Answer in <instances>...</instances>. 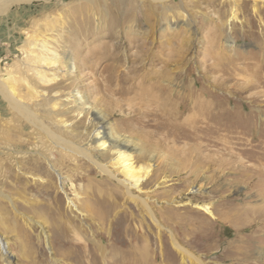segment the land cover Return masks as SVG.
<instances>
[{"label": "rangeland", "instance_id": "1", "mask_svg": "<svg viewBox=\"0 0 264 264\" xmlns=\"http://www.w3.org/2000/svg\"><path fill=\"white\" fill-rule=\"evenodd\" d=\"M243 1L247 11L231 26L216 27L233 21L229 4L226 17L200 16L196 34L182 21L171 26L181 0H167L170 11L137 0H32L0 12L1 73L23 72L35 60L31 46L48 37L55 46L58 38L63 56L73 51V84L88 110L72 102L75 87L60 88L55 105L50 84H37L46 95L33 94L31 107L50 131L110 161L115 155L95 148L90 135V119L107 114L116 134L136 146L135 164L149 166L142 194L162 224L141 203L129 211L134 218L118 221L130 201L123 193L104 222L97 198L106 183L123 188L85 156L53 143L42 124L13 112L0 95V264H194L172 233L204 264H264V0ZM58 74L64 80L62 69ZM168 77L172 85L158 88ZM20 93L28 95L27 87ZM203 95L209 108L190 118ZM162 97L174 108L185 97L186 105L179 112ZM168 118L172 126H161ZM199 203L223 218L204 220L210 215ZM247 208L255 213L241 223L231 216ZM93 242L105 257L94 248L96 258H87L85 245Z\"/></svg>", "mask_w": 264, "mask_h": 264}, {"label": "bare ground", "instance_id": "2", "mask_svg": "<svg viewBox=\"0 0 264 264\" xmlns=\"http://www.w3.org/2000/svg\"><path fill=\"white\" fill-rule=\"evenodd\" d=\"M23 1H32V0H0V12L5 11L9 6H11L15 3H20ZM87 1L90 2L92 0H87ZM93 1H95V0H93ZM137 1L141 2V3L147 1L149 4L160 3L164 7H166V8H164V10L165 9L168 10V7L166 6L167 0H137ZM182 3H185V4L182 5ZM203 3H206L207 5L214 6V7L219 6L220 8L217 10L214 9L213 11H211V10L207 9V7H205L206 10L203 11L201 9ZM229 4L232 5V10H231L232 17H231V19H233V21L227 22V23L217 24V26H216L217 29L222 30L223 25L228 26L230 24V26H231V23L232 22L235 23V20L238 19L240 14L245 13L247 11L246 10V7H247L246 2H244L243 0H187L186 2H184V0H181V5L179 4V8L177 10L173 11V16L177 17V18L174 19L173 22L171 21L172 23L170 22L171 26L174 24L178 25L179 22L182 21L183 24L188 26L189 29L193 30L194 33L196 34L199 30V26L197 24V19H199L200 16H208V14L210 15V14H214V13H219L220 18L226 17L228 11L224 10V7L229 5ZM169 8H170V5H169ZM255 8H256L255 11H261V8L259 6H256ZM168 11H170V9ZM248 14H252V13L249 11ZM145 15L149 16L148 13H146ZM229 28L232 29L233 26L229 27ZM50 39L48 37L42 43H39V44L36 43V44H33L31 46V51H32L33 55H35V60H34V62H29V64L25 65V67H24L25 70L24 71L22 70L23 72H19L20 74L18 73V75H15L12 73H1V71H0V95L5 100L7 106L10 107V109L13 112H15L18 115H21L26 120H28L29 122H31L37 126H40L42 124V122L39 120L38 113H36L34 108L31 107L30 102L32 101L33 94H36V96H38V97H45V95H46V91H44L43 89H39L37 87V84H39V85L40 84H44V85L50 84L48 86V89L49 90H56L55 93L57 95L54 94L52 96V97H56L55 99L57 101H56L55 105L59 104V100L57 97L59 96L60 88L75 87L73 89V92H72V96H73L72 102H75L76 104H78L80 106V108H81L80 112H82V110H88V108H86L87 107L86 103L80 98L82 96L81 86H78L77 84L76 85L73 84V82L75 81V78L73 76V72L76 69L75 53L73 51H70L67 54L65 53V55L63 56L61 54L62 52L60 53V41L58 40V38L55 40V41H57V46H55L53 44L49 45ZM77 47H79V46H77ZM229 47H230V45H229ZM231 47H232V45H231ZM232 49H234V48L232 47ZM175 54H176V52H175ZM61 69L64 72V74L62 76V78H64V80L59 79L60 74H58V72H60ZM29 70L32 71L34 76L38 79V80H36V82H34L33 78L28 77L27 71H29ZM24 74H26V75H24ZM169 77L167 79L163 80L162 81L163 83H160V82L157 83L158 88L159 87L161 89L166 88L168 85L167 84H166L167 86L163 85L164 81L166 82V80L168 81L167 83H170L172 85V80ZM154 85L153 86L151 85L150 87H157L156 85L155 86ZM173 85H177V83L173 84ZM22 86L27 87L28 95H23L20 93V88ZM167 88H169V87H167ZM177 90H178V88H177ZM188 94L192 95L191 90L188 91ZM187 97H189V98H191V100H193L192 96L191 97L187 96ZM158 100H161L162 104L165 105V107L170 108V109L173 108L175 110L178 109L179 112L182 110V107L184 105H186V104H184V102L186 100L185 97H184V99H182L181 103L177 104L178 107L176 106L175 108H174L175 105L171 102V99L169 97H164V98L162 97L160 99L158 98ZM161 101H159V102H161ZM195 104H198V106H200L201 110L197 109L196 111H194L193 114H190V116H189L190 118H195V116L198 117L201 113H204L205 107L209 108V106L207 105V98L204 95L199 96L197 99H195ZM193 108H195V107H193ZM80 112H79V114H80ZM90 121L92 122L91 126L93 127L90 135L93 134L97 138V147H95V148H98L99 150H103L104 152L110 151L111 153H113V155H115V156H113V158H110V161H106L105 158L98 159V156L100 154L99 151L94 152V150L91 147L85 148L82 145H79L78 143L76 145L75 143L66 140L65 137H63L62 135L57 134L53 131H50L48 129V127L44 126L43 124H42L43 126H41V128L43 130H45V132L48 134L49 138L53 141V143L61 145L62 147L66 148L70 151H75V152H78L81 155L85 156L101 171V173L104 174V176H107L109 179H115L118 182V185L121 188H123V190L112 188V187L110 188V184L106 183L105 188H104L103 197L97 198L98 199L97 202L99 204V207L98 208L95 207L96 208L95 210H97V211L100 210L99 212H102L100 215L103 217L104 222H107V219L110 218L109 217L110 216V209L114 208L118 204V201H119L118 199L120 197V194L123 193L125 196H127V198L130 201H129V204L127 206L126 212L123 213L122 215L118 216V221H121L126 217H131V219L134 218L135 217L133 215L134 213L132 211L130 213L129 211L131 208L139 206V203H141L140 206H142L143 208H145L147 210V213L150 216V218H152V220L159 227H162L161 221L155 216V214L153 213V210L151 209L148 202L146 201V199H148V198L142 194L143 186H146L148 184V182L150 181V179L149 178L147 179V177H146V176H148L149 166H143V165L138 166L135 164V161L132 160L130 152L135 151L136 146L128 138L116 134L114 127L112 126L110 119H109V116L107 114H105L103 112H97V113H95V117L90 119ZM160 125L163 127H170V126H172V123L169 121V118H168V119H165L164 121H162V123ZM179 132H181V130ZM183 153H185V152H183ZM146 157L147 156H145V158ZM143 159H144V156L142 157L141 160H143ZM195 165H196V163H195ZM185 169H187V168H185ZM91 173H92V171L88 170V174L85 176L89 177L91 175ZM119 174H121L122 176L119 177L118 176ZM250 178H252V177H250ZM198 205L201 206L210 215L208 218H204V220L223 218L222 216L217 215L214 212V210L211 209L210 204L199 203ZM95 210H92V212L96 213L97 211H95ZM233 210H234V212L232 211L233 213H231V216L235 215V218L237 220H239V218L242 219L243 218L242 216H244V214H246L247 212L250 213L252 211L253 213H255V210L252 208H250V209L247 208L244 210H238V209H233ZM241 219L238 221L239 223H241ZM259 219H260V217L258 216V217H255L253 219V221L256 222ZM242 222H243V220H242ZM191 231L194 232L195 230L191 229ZM196 231H197V229H196ZM171 239L173 241L174 246L178 250H180L183 254H186L190 257L191 262H195L194 264H204V262L202 260H200L197 256H195L189 250H187L182 245H180L176 236L173 233L171 234ZM0 242L1 243L3 242L2 237H0ZM92 244H93L92 246H91V244L85 245V248L87 249V252H88L87 258H89V259L96 258L97 255H96V251L94 248H98L101 252V256L105 257V252H104L103 246L98 242H93ZM240 251L243 254L246 253L244 250H240ZM2 254L5 255L6 257L10 256V253L8 252L5 245H3ZM245 256H247V255L245 254ZM94 264H97V262H94Z\"/></svg>", "mask_w": 264, "mask_h": 264}]
</instances>
